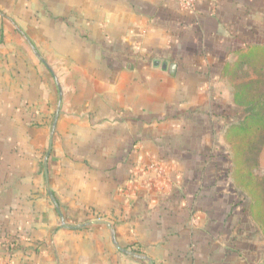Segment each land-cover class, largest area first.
I'll list each match as a JSON object with an SVG mask.
<instances>
[{
  "label": "crops",
  "instance_id": "crops-1",
  "mask_svg": "<svg viewBox=\"0 0 264 264\" xmlns=\"http://www.w3.org/2000/svg\"><path fill=\"white\" fill-rule=\"evenodd\" d=\"M254 4L0 0L21 22L0 16V264H264V230L232 232L163 162L174 128L220 125Z\"/></svg>",
  "mask_w": 264,
  "mask_h": 264
},
{
  "label": "rangeland",
  "instance_id": "rangeland-1",
  "mask_svg": "<svg viewBox=\"0 0 264 264\" xmlns=\"http://www.w3.org/2000/svg\"><path fill=\"white\" fill-rule=\"evenodd\" d=\"M253 1L255 4L252 8V15H254L248 21L249 25L252 24L253 38L248 39V43L264 44V21L262 20L264 19V2L262 0ZM0 13L4 14L1 10ZM1 21H7L19 34L17 30L21 29L20 21L13 20L14 25L4 18ZM30 24L36 28L38 22L31 21ZM235 61L236 57H232L231 64ZM262 76L264 77V71ZM223 80L224 84L220 92L226 99V103L222 102L219 118L217 116L215 119L212 118L220 125L217 128H209L207 122H201V119L206 121V118L197 117L200 121L196 126L200 128H174V132L169 134L168 145L171 146V150L169 149L170 155L168 156L170 158L163 162L170 174L178 176L179 179H176L175 184H179L191 193L198 191L199 196L194 198L205 204L211 213H219L220 218L229 223L232 232L241 234L247 228H254L255 236L249 235V238L256 237L260 230V223L251 209L252 197L245 195L246 188L236 180L233 174L232 154L226 139L227 127L243 120L246 112L233 103V93L237 82L231 76L226 75ZM171 138L178 139L175 141L181 142V146L185 148L181 146L179 150L177 147L174 148L179 143ZM257 158L258 168L254 174L258 179L255 180V188L258 190L259 197L264 200V146ZM164 172H166L164 175L168 174L165 168ZM252 199L255 201L254 198Z\"/></svg>",
  "mask_w": 264,
  "mask_h": 264
},
{
  "label": "trees",
  "instance_id": "trees-1",
  "mask_svg": "<svg viewBox=\"0 0 264 264\" xmlns=\"http://www.w3.org/2000/svg\"><path fill=\"white\" fill-rule=\"evenodd\" d=\"M236 62L224 69V74L236 82L233 103L243 109L246 116L226 130V139L233 160V174L246 188L251 198V209L264 230V200L255 188L258 155L264 146V44H247L237 53ZM251 187V188H250ZM138 253L139 251L133 250Z\"/></svg>",
  "mask_w": 264,
  "mask_h": 264
},
{
  "label": "water",
  "instance_id": "water-1",
  "mask_svg": "<svg viewBox=\"0 0 264 264\" xmlns=\"http://www.w3.org/2000/svg\"><path fill=\"white\" fill-rule=\"evenodd\" d=\"M0 16H1L2 18H4V19H7L9 22L12 23V25H14V22H13L11 19L7 18V17H6L5 15H3L2 13H0ZM18 30L20 31V29H18ZM155 65L158 66L159 63L156 62ZM168 69H169V72L172 73V72L175 71L176 66H175V65H172V66H170ZM59 113H60V109L58 110V113H57V116H56V121H55V124H54V126H53V128H52V133H51L50 142H49V146H50V148H49V153H48V155H47V158H46V164H45L46 176H47V177H48V167H47V164H48V158H49V156H50V154H51V151H52V148H53V140H54V136H55V132H56V124H57V120H58V117H59ZM92 223H93V224H98V225H106L108 228H110V229H111V232H112V234H113L114 242H115V234H114V230H113V228H112V225H111L109 222L99 220V221H95V222H92ZM115 244H116V243H115ZM127 253H129L131 256H133V257H135V258H137V259H139V260H146V261H148L150 264H153L148 258H145V257H143V256H139V255H135V254L130 253V252H127Z\"/></svg>",
  "mask_w": 264,
  "mask_h": 264
},
{
  "label": "built area",
  "instance_id": "built-area-1",
  "mask_svg": "<svg viewBox=\"0 0 264 264\" xmlns=\"http://www.w3.org/2000/svg\"><path fill=\"white\" fill-rule=\"evenodd\" d=\"M173 1L178 4V7L182 11L192 13L196 10L199 0H173ZM146 169L159 176L165 174L163 167L158 163H151L146 167Z\"/></svg>",
  "mask_w": 264,
  "mask_h": 264
}]
</instances>
